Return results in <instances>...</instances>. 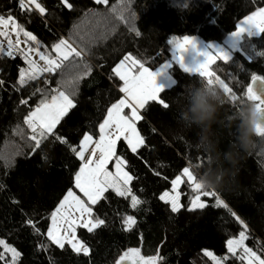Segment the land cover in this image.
<instances>
[{"label": "trees", "instance_id": "obj_1", "mask_svg": "<svg viewBox=\"0 0 264 264\" xmlns=\"http://www.w3.org/2000/svg\"><path fill=\"white\" fill-rule=\"evenodd\" d=\"M41 2L47 8L44 14L22 12L18 0H0V15H13L25 30L32 32L40 41V51L50 53L51 45L64 38L82 56L70 57L62 72L42 73L17 91L13 85L19 79L18 68L27 65L19 56L0 55V80L5 82L0 86V239L21 253L18 264H115L119 255L131 247H139L145 256L154 255L159 249L164 258L162 264H213L204 250L218 257L228 255L226 240L241 230L228 209L248 225L246 243L261 254L264 155L258 150L236 159L226 185L214 189L228 209L214 207V198L208 197L205 209L189 211L194 193L187 183L180 186L184 207L178 213H171L170 206L159 200L163 191L171 189V180L183 167L204 159L193 146L196 133L181 124L177 106L179 96L190 84L203 82L198 74L174 66L176 81L160 94L168 109L150 101L141 110L142 120L137 122V128L145 137V147L132 154L123 142H118L117 154L128 162L126 169L135 177L132 191L145 203L137 211L130 207V197H119L109 190L107 199L93 206L94 216L105 224L91 233L78 227V237L91 249L87 257L74 253L68 244L59 249L46 237L50 213L67 189L73 187L72 176L79 168V160L66 144L52 138L33 152L28 139L30 130L23 118L40 99L41 92L55 88L62 75L70 77L77 71L73 65H79V71H84V65L90 66L91 71L82 76L77 90L68 89L73 92L76 107L58 126L57 134L78 148L84 132L98 136L107 108L122 96L121 82L111 69L125 55L131 54L153 70L172 56L173 37L221 39L235 31L244 16L264 7V0H108L106 4L70 0L73 9L62 7L61 0ZM29 46L35 47V43ZM261 52L264 32L256 36L245 34L229 62L217 60L211 65L210 70L232 88L237 101L245 97L252 75L264 76V56L258 55ZM223 94L225 104L218 130L221 147L227 148L233 139L227 125L236 103L224 91ZM21 99L28 100V105H21ZM17 125L23 135L14 131ZM125 215L136 217L137 224L131 231L122 227ZM29 218L39 228V234L27 224ZM41 245H47V249ZM227 264L240 261L228 255Z\"/></svg>", "mask_w": 264, "mask_h": 264}, {"label": "snow or ice", "instance_id": "obj_2", "mask_svg": "<svg viewBox=\"0 0 264 264\" xmlns=\"http://www.w3.org/2000/svg\"><path fill=\"white\" fill-rule=\"evenodd\" d=\"M107 2L108 0H96L97 4H106ZM61 6L68 9L74 8V4L70 0H61ZM18 7L22 12L36 11L44 14L47 11L41 0H18ZM252 29L264 32V7H258L249 15L244 16L243 20L236 25L233 35L239 37L244 32L252 35ZM132 31L136 32L135 28ZM11 33L17 37L15 42L10 38ZM21 34L26 38V44L31 45L34 42L35 47H20L19 37ZM136 35L139 36L140 33L136 32ZM0 36L8 38L7 49L0 44V55L19 56L27 65L18 68L19 79L17 84L13 85L17 91L20 90L21 86L36 80L42 73L62 72L65 62L70 57L82 56L81 51H78L64 38H60L51 45L50 53L40 51L41 45L37 37L32 32L25 30L24 26L11 14L0 15ZM194 40L193 37L183 36L182 38L173 37L170 41L178 50L177 59L181 62L182 67L188 72L198 74L209 85L219 86L228 95L229 100L235 104L237 96L233 93L232 88L210 71V65L217 60L229 62L230 55L220 48L210 46L209 49L201 53L205 57L202 62L194 67L186 66L183 64V52L189 46H194ZM33 53L39 55L40 61H43V66L31 58ZM258 55L264 56V52L258 53ZM73 67L77 71L70 77L62 75L61 79L56 81L55 88H49L47 92L36 89V92H41V97L34 107H29L23 118V124L30 130L28 139L33 144V152L40 149L41 145L49 138H52L66 144L79 160V168L74 171L72 176L73 187L67 189L62 199L50 213L51 223L47 227L46 237L50 244L59 249H64L65 245L68 244L74 253H83L87 257L91 249L85 241L78 238L77 228L80 227L91 233L94 229L105 224L104 220L94 216L93 206L106 200V194L109 190L119 197H130V207L137 211L145 203L132 191L131 184L135 177L126 170L128 162L122 155L117 154L118 142H123L132 154H137L138 150L146 145L145 137L137 128V122L142 120L140 110L145 109L150 101L158 102L164 109H168L169 105L160 99L163 86L157 84V76L162 69L157 67L152 70L146 67L140 59L131 54L125 55L111 69L112 74L121 82L119 92L123 95L107 108L103 121L99 123L98 138L94 139L92 134L84 132L77 148L71 145L65 137L57 134L58 126L69 111L76 107L73 92L68 91V89L77 90V85L82 76L91 71V67L88 65L83 66L84 71H79V65H73ZM257 80L264 81V76L252 75V82L247 85L245 97L255 100L258 106L264 110V97L255 90ZM4 83L3 80H0V86H3ZM44 83L47 85L48 81L45 80ZM28 103L29 101L26 99L20 100L21 105H28ZM125 110H128L127 114ZM14 131L23 135L20 125H17ZM86 153H88L87 156ZM110 163H114V171L108 170ZM156 175H159V172ZM184 183H187L194 193L188 206L189 211L207 207L206 202L201 197H212L215 201L214 207L228 209V205L215 190L207 189L199 182L189 164V166L183 167L180 174L171 180V189L165 190L159 195V200L170 206L171 213H178L184 207L181 204V193L178 190L179 186ZM2 187L3 185H0V188ZM228 210L241 226V230L238 235L226 240L227 254L238 259L240 264H264V251L258 254L245 243L249 239L248 225L236 213ZM26 222L33 228L34 232L39 234L40 230L32 219L29 218ZM136 224L135 216L125 215L122 217L124 230L131 231ZM41 247L47 249V245H41ZM0 248L3 249L0 251L2 264H18L21 253L15 247L8 244L4 239H0ZM204 255L209 257L213 264H227L228 261V255L218 257L209 250H204ZM9 256L10 259L7 258ZM163 260L159 249H157L156 254L145 256L142 255L139 247H131L119 255L115 264H162Z\"/></svg>", "mask_w": 264, "mask_h": 264}, {"label": "clouds", "instance_id": "obj_3", "mask_svg": "<svg viewBox=\"0 0 264 264\" xmlns=\"http://www.w3.org/2000/svg\"><path fill=\"white\" fill-rule=\"evenodd\" d=\"M225 104L223 90L206 82L193 83L179 96L177 106L181 124L196 133L194 147L204 159L190 163L199 182L207 189L223 188L230 178V169L241 155L259 151L264 155V110L253 99L241 97L228 122L232 129L229 147H221L218 126ZM227 166V167H226Z\"/></svg>", "mask_w": 264, "mask_h": 264}, {"label": "rangeland", "instance_id": "obj_4", "mask_svg": "<svg viewBox=\"0 0 264 264\" xmlns=\"http://www.w3.org/2000/svg\"><path fill=\"white\" fill-rule=\"evenodd\" d=\"M242 20H243V18L241 20H239L238 23H240V21H242ZM233 33H234V31L225 35L221 39L211 40V41H207L200 36H189V37L195 38L194 46H189L187 48V50L183 52V64L186 66H191V67L196 66L198 63L202 62L205 59V57L201 53L203 51L209 49L210 46H215L217 48L224 50L231 57L233 52L239 48V44H240V41L242 40L243 36L245 34L249 35L248 32H244L239 37H236L233 35ZM252 33L253 34L250 36L259 35L261 32H258L257 30L252 29ZM10 38L14 42L17 39V37L14 33L10 34ZM180 38H182V37H180ZM19 40L21 41L20 47L26 48L29 46L28 44L25 43L26 38L23 35H20ZM0 43L3 44L2 41H0ZM178 54H179L178 50L172 44V56L167 61H165L163 64H161L158 67V69H162V71L157 76V84L163 86V89L171 87L176 81V79L173 75V72H172V68L174 66H178L180 69L186 71L185 68L182 67L181 62L177 59ZM31 58L34 59L38 64L43 66V61H40L39 55L33 53ZM165 65H167V66H165ZM155 69H153V70H155ZM210 69H211V65H210ZM180 186L178 189L179 191H180ZM201 199L205 201V197H201ZM50 223H51V221H50ZM77 236H78V228H77ZM245 243H246V241H245Z\"/></svg>", "mask_w": 264, "mask_h": 264}, {"label": "crops", "instance_id": "obj_5", "mask_svg": "<svg viewBox=\"0 0 264 264\" xmlns=\"http://www.w3.org/2000/svg\"><path fill=\"white\" fill-rule=\"evenodd\" d=\"M21 35H23V34H21ZM7 39L8 38H6V37H4V36H0V41H2L3 42V46H5L4 48L6 49L7 48ZM1 44V43H0ZM123 95V94H122ZM127 111L128 110H125V112H126V114H127ZM140 115L142 116V114H141V110H140ZM94 137V136H93ZM96 138H98V136L97 137H94V139H96ZM86 156L88 155V153H86L85 154ZM108 170L109 171H114L115 169H114V163H110L109 165H108ZM127 170V169H126Z\"/></svg>", "mask_w": 264, "mask_h": 264}, {"label": "water", "instance_id": "obj_6", "mask_svg": "<svg viewBox=\"0 0 264 264\" xmlns=\"http://www.w3.org/2000/svg\"><path fill=\"white\" fill-rule=\"evenodd\" d=\"M255 90L260 96L264 97V81L257 80L255 83Z\"/></svg>", "mask_w": 264, "mask_h": 264}]
</instances>
